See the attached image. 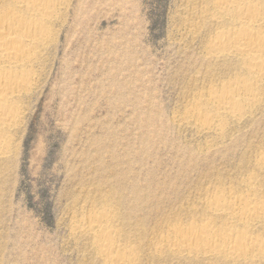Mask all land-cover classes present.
<instances>
[{
	"label": "rangeland",
	"instance_id": "rangeland-1",
	"mask_svg": "<svg viewBox=\"0 0 264 264\" xmlns=\"http://www.w3.org/2000/svg\"><path fill=\"white\" fill-rule=\"evenodd\" d=\"M69 1L0 157V264H100L71 226L104 211L137 264H264V253L234 263L154 245L195 223L223 238L243 231L264 252V80L235 57L208 56L233 25L214 0ZM242 79L254 96L247 112L202 131L189 112L211 111L210 94ZM219 196L263 212L230 224L208 208Z\"/></svg>",
	"mask_w": 264,
	"mask_h": 264
},
{
	"label": "bare ground",
	"instance_id": "bare-ground-1",
	"mask_svg": "<svg viewBox=\"0 0 264 264\" xmlns=\"http://www.w3.org/2000/svg\"><path fill=\"white\" fill-rule=\"evenodd\" d=\"M69 3V0H5L1 8L0 157L6 154L11 144L10 136L20 124L18 122L24 112L21 103L25 95L31 93L37 65L47 52L54 26L59 23ZM261 6H264V0H214L215 15L220 20L226 19L233 27L220 29L208 44L209 57H235L246 76L256 83L264 80V34L254 28L263 20ZM242 81L221 94H210L206 103L212 106L211 111H201L195 106L188 116L194 118L195 124L205 132L214 129V123L221 125L224 116L238 119L247 112V105L254 101L251 85ZM245 198L239 197L236 204L225 205L223 196H219L208 202V208L217 215L226 214L229 223L247 224L253 216H261L263 211L259 205L247 208ZM116 219V215L109 211L89 213L72 224L71 232L90 239V248L95 251L100 264H137V250L126 248V243L116 235ZM243 233L238 232L237 238L226 233L228 237L223 238L222 232H212L208 228L202 230L195 223H190L184 228H171L165 238L154 245L156 249H167L174 255L207 259L220 256L234 263L262 257V240L250 237L247 240Z\"/></svg>",
	"mask_w": 264,
	"mask_h": 264
}]
</instances>
